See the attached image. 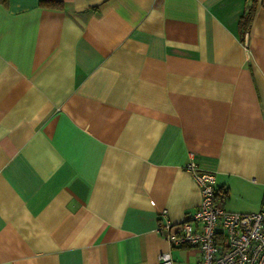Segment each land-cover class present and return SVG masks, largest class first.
<instances>
[{"label":"crops","instance_id":"0c3cea01","mask_svg":"<svg viewBox=\"0 0 264 264\" xmlns=\"http://www.w3.org/2000/svg\"><path fill=\"white\" fill-rule=\"evenodd\" d=\"M41 1L0 0V264H195L190 155L264 205V0Z\"/></svg>","mask_w":264,"mask_h":264},{"label":"built area","instance_id":"2783aa9c","mask_svg":"<svg viewBox=\"0 0 264 264\" xmlns=\"http://www.w3.org/2000/svg\"><path fill=\"white\" fill-rule=\"evenodd\" d=\"M186 168L200 186L201 200L191 215L199 227L194 229L185 220L172 232L171 224L160 214L157 230L165 235L168 244L195 247V264H264V205L253 212L227 211L214 202V173L196 171L192 155ZM156 264H173L170 252L159 254Z\"/></svg>","mask_w":264,"mask_h":264},{"label":"trees","instance_id":"16d2710c","mask_svg":"<svg viewBox=\"0 0 264 264\" xmlns=\"http://www.w3.org/2000/svg\"><path fill=\"white\" fill-rule=\"evenodd\" d=\"M41 2L46 4H57L56 2L49 0H42ZM253 13H254V5H250L246 10L245 14L240 18L239 28L241 32H244L245 30L248 29Z\"/></svg>","mask_w":264,"mask_h":264}]
</instances>
